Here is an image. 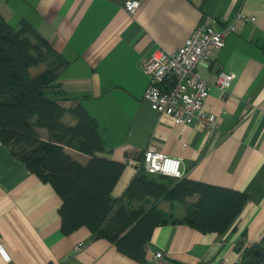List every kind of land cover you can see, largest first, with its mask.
I'll list each match as a JSON object with an SVG mask.
<instances>
[{"label":"crops","instance_id":"crops-1","mask_svg":"<svg viewBox=\"0 0 264 264\" xmlns=\"http://www.w3.org/2000/svg\"><path fill=\"white\" fill-rule=\"evenodd\" d=\"M127 1L0 0V13L13 27L29 22L68 61L58 80L66 95L56 98L78 102L96 121L105 148L99 156L125 163L128 149L154 148L182 158L186 178L242 191L248 202L225 233H204L186 223L157 227L146 260L138 262L88 228L65 234L60 195L0 141V242L11 256L10 262L0 256V264L234 263L247 244L264 241V0H140L133 15ZM231 24L236 31L225 48L198 66L213 84L220 71L234 76L226 92L214 86L204 103L205 111L218 116L217 132L176 124L153 110L144 97L150 78L143 59L159 48L179 50L201 26L220 31ZM63 122L74 126L77 118L68 112ZM66 151L82 165L91 160L71 147ZM137 173L126 166L114 199L125 196ZM161 207L177 218L185 214L184 203ZM79 242L86 247L77 253ZM160 252L162 259L156 257ZM241 264L254 263L243 258Z\"/></svg>","mask_w":264,"mask_h":264},{"label":"trees","instance_id":"trees-1","mask_svg":"<svg viewBox=\"0 0 264 264\" xmlns=\"http://www.w3.org/2000/svg\"><path fill=\"white\" fill-rule=\"evenodd\" d=\"M67 64L29 22L13 27L0 13V141L60 195L63 232L88 228L109 237L121 253L138 262L146 260V244L161 225L186 223L204 233H225L248 202L242 191L142 171L123 198H113L127 165L98 155L105 148L97 123L81 104L56 98L66 95L58 80ZM68 112L77 118L76 125L63 122ZM66 147L91 160L80 164ZM143 156L136 148L126 152L128 160ZM194 197L197 202H187ZM163 202L184 203V216L167 215ZM256 250L247 249L244 258L254 264L263 261L264 253L256 257Z\"/></svg>","mask_w":264,"mask_h":264},{"label":"built area","instance_id":"built-area-1","mask_svg":"<svg viewBox=\"0 0 264 264\" xmlns=\"http://www.w3.org/2000/svg\"><path fill=\"white\" fill-rule=\"evenodd\" d=\"M140 5V0H128L125 6L128 13L133 15ZM239 18L245 22L256 20L253 16ZM235 31L233 24L220 31L210 26H201L179 50L168 52L159 48L152 55L145 57L142 66L150 78V83L144 97L150 102L153 110L171 116L176 124L195 123L212 134L217 132L218 116L205 111L204 103L214 86L226 92L234 76L229 72L220 71L216 83L213 84L201 77L198 66L212 62L215 52L225 48L228 36ZM125 163L134 165L137 172L143 171L151 175L182 179L186 174L182 158L170 156L154 148L147 149L141 160H127ZM253 246L264 253V241L260 244H247L246 250ZM85 247L86 243L79 242L74 251L79 253ZM246 250L234 263H230L226 258L221 264H241ZM0 256L6 262L11 261V256L1 242ZM156 257L162 259L164 255L160 252ZM255 264H264V260Z\"/></svg>","mask_w":264,"mask_h":264},{"label":"rangeland","instance_id":"rangeland-1","mask_svg":"<svg viewBox=\"0 0 264 264\" xmlns=\"http://www.w3.org/2000/svg\"><path fill=\"white\" fill-rule=\"evenodd\" d=\"M41 69H42V67H40V68H35V69H33V73H39L40 71H41ZM40 130V133L43 135V137L44 138H47L48 137V133H47V131L46 130H44V129H39Z\"/></svg>","mask_w":264,"mask_h":264},{"label":"water","instance_id":"water-1","mask_svg":"<svg viewBox=\"0 0 264 264\" xmlns=\"http://www.w3.org/2000/svg\"><path fill=\"white\" fill-rule=\"evenodd\" d=\"M254 255L256 257H260L262 255V251L261 250H256L255 253H254Z\"/></svg>","mask_w":264,"mask_h":264}]
</instances>
